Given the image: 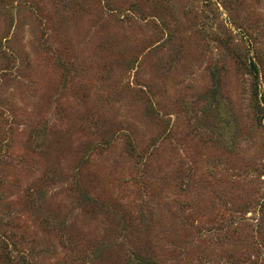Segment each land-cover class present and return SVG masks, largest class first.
<instances>
[{"label":"rangeland","instance_id":"obj_1","mask_svg":"<svg viewBox=\"0 0 264 264\" xmlns=\"http://www.w3.org/2000/svg\"><path fill=\"white\" fill-rule=\"evenodd\" d=\"M0 264H264V0H0Z\"/></svg>","mask_w":264,"mask_h":264}]
</instances>
